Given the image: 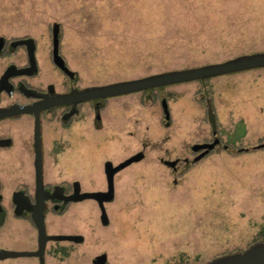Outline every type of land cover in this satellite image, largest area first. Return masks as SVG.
<instances>
[{
    "label": "rangeland",
    "instance_id": "374dc122",
    "mask_svg": "<svg viewBox=\"0 0 264 264\" xmlns=\"http://www.w3.org/2000/svg\"><path fill=\"white\" fill-rule=\"evenodd\" d=\"M55 32L62 54L90 85L109 84L264 53V0H0V35L36 39L44 58ZM204 90L214 98L224 132L245 123L234 146L244 151L214 154L175 175L155 158L181 156L198 141L197 92ZM165 93L168 128L154 103L134 137H117L122 149H143L146 159L115 176L109 225L99 214L85 218L76 211L54 220L70 222L85 236L75 257L83 253L89 260L105 251L112 264H200L247 248L264 229V150L255 148L264 141V68L212 77L203 86L174 85ZM117 122L122 129L123 115ZM86 150L75 142L60 168L72 158L73 179L101 188L103 160L92 161ZM91 205L86 200L83 208Z\"/></svg>",
    "mask_w": 264,
    "mask_h": 264
},
{
    "label": "flooded vegetation",
    "instance_id": "af4514ba",
    "mask_svg": "<svg viewBox=\"0 0 264 264\" xmlns=\"http://www.w3.org/2000/svg\"><path fill=\"white\" fill-rule=\"evenodd\" d=\"M41 51L39 42L32 37L0 35V264H112L105 251L89 260L83 253L75 257L74 247L85 244V236L70 222L56 225L54 220L76 211L78 217L85 218H89L90 213L99 214L100 223L104 227L109 225V219L103 224L99 201L71 198L76 192L79 195L107 192L106 165L111 163L115 168L141 154L140 160L114 174V197L103 203L105 210L113 203L115 176L146 159L143 149L139 152L130 147L122 149L116 144L117 137L124 134L134 137V130L142 124L143 117H152L154 103L161 109V126L168 128L172 115L165 89L178 84L117 96L85 98L90 88L113 83L90 85L83 71L64 57L60 43L59 55L65 68L55 61L53 41L44 58ZM210 79L193 82L203 86ZM131 96L136 97L131 99ZM197 99L202 111L196 119L198 141L187 147L181 156L172 158L165 154L155 158L159 166L171 169L175 175L184 174L191 165L200 164L214 154L244 151L234 146L245 133V123L239 122L231 134L226 133L218 123L211 92L198 91ZM121 115L125 124L122 129L117 122ZM148 130L150 127L146 125L145 132ZM96 134L98 141L94 142ZM75 142L88 147L86 151L91 153L92 161L99 164L100 158L103 160L101 171L106 185L104 182L101 188H96L73 179L72 158L67 159L64 169L60 168L61 159L69 152L70 156ZM143 144H148V140L144 139ZM255 148L264 150V141ZM255 148L248 147L246 151ZM86 200H91L92 205L83 208ZM40 216L45 229L42 237L36 222ZM68 236L81 237L82 241L61 239Z\"/></svg>",
    "mask_w": 264,
    "mask_h": 264
},
{
    "label": "water",
    "instance_id": "95a60500",
    "mask_svg": "<svg viewBox=\"0 0 264 264\" xmlns=\"http://www.w3.org/2000/svg\"><path fill=\"white\" fill-rule=\"evenodd\" d=\"M32 41L26 40L25 42ZM60 37L58 33L53 34L54 56L58 66L65 68L64 60L59 55ZM264 68V53L239 56L234 59L224 61L222 63L209 64L197 68L163 72L139 79L121 81L105 86L94 87L87 90L85 98H97L107 96H117L122 94L134 93L162 86L193 82L196 80H204L216 76L232 74L252 69ZM194 148H197L196 146ZM200 148V147H198ZM141 154L126 161L125 163L113 168L111 163L106 165V174L108 179V191L105 193L80 194L75 193L71 199L79 201L85 198L95 199L100 202L102 210L103 224L108 223L106 210L103 206L104 202L113 200L114 197V174L127 166L128 164L140 160ZM174 165V163H171ZM40 237L45 235L43 217L40 216L36 220ZM61 239L81 242L82 238L78 236H68ZM207 264H264V241L256 242L250 245L244 251H235L221 255L209 261Z\"/></svg>",
    "mask_w": 264,
    "mask_h": 264
},
{
    "label": "trees",
    "instance_id": "16d2710c",
    "mask_svg": "<svg viewBox=\"0 0 264 264\" xmlns=\"http://www.w3.org/2000/svg\"><path fill=\"white\" fill-rule=\"evenodd\" d=\"M259 241H264V229L262 230V232L261 233H259V237L254 241V242H252V244H254V243H256V242H259ZM252 244H250V245H252ZM249 245V246H250ZM248 246V247H249ZM247 247V248H248ZM247 248H245V249H241V250H236V251H244V250H246ZM231 252H235V251H231ZM231 252H227V253H224V254H228V253H231ZM224 254H221V255H224ZM221 255H218V256H216V257H219V256H221ZM216 257H214V258H216ZM214 258H212V259H214ZM211 259V260H212ZM210 260V261H211ZM209 261H207L206 263H200V264H207ZM183 264H188V263H183Z\"/></svg>",
    "mask_w": 264,
    "mask_h": 264
}]
</instances>
